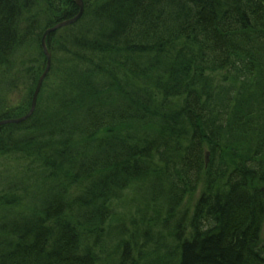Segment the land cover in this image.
<instances>
[{"label": "trees", "instance_id": "trees-1", "mask_svg": "<svg viewBox=\"0 0 264 264\" xmlns=\"http://www.w3.org/2000/svg\"><path fill=\"white\" fill-rule=\"evenodd\" d=\"M83 1L0 126V264H264V0ZM77 10L0 0V120Z\"/></svg>", "mask_w": 264, "mask_h": 264}, {"label": "rangeland", "instance_id": "rangeland-1", "mask_svg": "<svg viewBox=\"0 0 264 264\" xmlns=\"http://www.w3.org/2000/svg\"><path fill=\"white\" fill-rule=\"evenodd\" d=\"M52 65V64H51ZM48 76V75H47ZM2 94H5L4 90H1ZM41 94V93H40ZM11 148H8V151H10ZM21 154H13L12 152H8L7 150H4L3 152L0 151V191L1 190H8L12 187L13 180L17 179L15 176L18 173H22V167L25 163V159H21ZM129 193L128 191L123 192V195L120 200H117L115 203H111V208L113 210V216L117 219H122L121 217L123 214L126 213L127 216L129 214L134 213V205L129 204ZM133 196V194H131ZM1 218V214H0ZM124 218V219H126ZM113 219V218H112ZM110 223H115V221H110ZM123 238V237H122ZM118 246V244L113 245ZM111 246V247H113Z\"/></svg>", "mask_w": 264, "mask_h": 264}, {"label": "water", "instance_id": "water-1", "mask_svg": "<svg viewBox=\"0 0 264 264\" xmlns=\"http://www.w3.org/2000/svg\"><path fill=\"white\" fill-rule=\"evenodd\" d=\"M72 1L78 7V12L74 16H72L70 18L65 19V20H61V21L55 23L53 26L48 27L43 32V34L41 36L40 44H41V48L43 50V53L45 55L46 63H45L44 71L40 75V77H39V79L37 81V84L35 86V89L33 91L32 99H31V103H30V107H29L28 111L24 115H22L20 117L9 118V119H1L0 120V126L3 125V124H8V123H14V124L21 123V122L25 121L33 113L35 105H36V99H37V96H38L42 81L45 78V76L47 75V73L49 71V68H50V64H51L50 53H49V51H48V49L46 47V43H45L46 37H47V35L50 32L74 23L82 15V12H83V9H84V1L83 0H72ZM206 156H207V154H206Z\"/></svg>", "mask_w": 264, "mask_h": 264}, {"label": "bare ground", "instance_id": "bare-ground-1", "mask_svg": "<svg viewBox=\"0 0 264 264\" xmlns=\"http://www.w3.org/2000/svg\"><path fill=\"white\" fill-rule=\"evenodd\" d=\"M77 12H78V10H77Z\"/></svg>", "mask_w": 264, "mask_h": 264}]
</instances>
